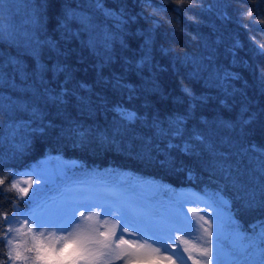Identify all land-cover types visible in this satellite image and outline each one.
<instances>
[{
	"label": "trees",
	"instance_id": "1",
	"mask_svg": "<svg viewBox=\"0 0 264 264\" xmlns=\"http://www.w3.org/2000/svg\"><path fill=\"white\" fill-rule=\"evenodd\" d=\"M16 3L26 14L24 22L17 15L13 20L16 24L10 23L9 17L4 23L2 14L7 9H0V179L5 180L0 186V211L8 214L11 226L18 227L24 219L21 210L37 212L41 207L64 203L74 177L89 180L109 178L106 172L126 174L138 184L168 187L164 190L168 194L192 190L228 203L244 238L233 231L229 210L224 207L229 218L221 227L220 248L232 257L231 262L258 264L259 247H250L249 242L258 233L255 222L264 216V210L243 205L252 198L258 205L264 191V154L260 150L264 146V86L257 71L264 67V54L258 47L264 44V23L259 22L264 20V3L254 8L256 15L248 17L249 0H183L182 4L178 0H150V4L143 0H104L109 9L124 14L127 27L90 9V0ZM251 3L255 5L257 0ZM65 11L91 17V26L85 28L76 19L69 20L65 29ZM105 34L112 40L109 47L114 55L113 63L101 71ZM147 34H151L153 49L151 63L144 66L140 51ZM91 40L98 44L95 54L86 47ZM46 41H55L65 52L67 67L75 77L73 91L77 82L88 87L75 92L59 110L51 105L44 108L51 119L41 122L30 120V113L15 110L30 100L31 93L22 91L27 85L12 62L18 61L32 72L37 60L32 49L39 42V58L51 66L56 55L45 46ZM225 73H234L238 79L229 80L223 88L212 83L216 74L222 77ZM46 78L54 79L51 73ZM181 85H188L198 97L210 98L195 113L183 140L157 137L151 120L138 124L133 135H116V104L136 109L142 116L151 110L166 121L172 111L187 106ZM79 96L88 99L87 106L78 103ZM245 113L254 117L247 128L239 123L242 116L247 119ZM52 121L56 123L49 128ZM222 121L231 122L230 126L220 127ZM25 124L30 126L23 127ZM69 127L91 130V135L81 142L75 133H69ZM194 131L203 132L204 144L191 139ZM184 142L194 145V152L185 154L170 146L183 147ZM45 161L63 170L54 184H39L27 197H22L18 188L9 190L20 174L32 167L42 168ZM123 183L136 191L129 181ZM7 227L8 223L0 219V236ZM240 244L247 247L241 251ZM7 251L6 241L0 242V264H11Z\"/></svg>",
	"mask_w": 264,
	"mask_h": 264
},
{
	"label": "snow or ice",
	"instance_id": "2",
	"mask_svg": "<svg viewBox=\"0 0 264 264\" xmlns=\"http://www.w3.org/2000/svg\"><path fill=\"white\" fill-rule=\"evenodd\" d=\"M178 2L182 4L183 0H178ZM143 3L150 4V0H143ZM260 3H264V0H257L255 5L249 0L246 15L248 17L256 15L254 8L258 7ZM88 7L115 19L123 27H127V23L123 19L124 14L109 9L105 5L104 0H90ZM76 19H79L81 25L85 28L91 26V17L87 15L78 16L75 11L71 13L65 11L62 17V25L66 29L67 22ZM259 22L264 23V20ZM244 27L248 28L249 26L245 24ZM111 42L109 35L105 34L102 52L100 53L102 57L100 60L101 71L105 65L113 63L114 52L109 47ZM45 46L56 55V62L51 66L41 62L39 58L41 48L39 42L32 49L33 55L37 57L36 67L32 72L26 71L25 67L18 61L12 62L16 65V71L20 74L21 81L27 85L22 88V91L31 93L30 100L23 102L24 106L22 108L17 107L15 110L30 113L28 117L30 120L39 119L41 122L45 119H51L50 116L45 114L44 108L51 105L59 110L66 104L68 99L75 95V92L88 87L86 83L77 82L74 92L71 85L75 81V77L67 67V57L65 52L61 50V45L55 41H46ZM124 46L123 43L120 45L121 48ZM86 47L95 54L98 44L95 40H91ZM258 47L260 53L264 54V44H260ZM152 49V37L151 34H147L143 38L140 51V59L144 66L151 63ZM61 57L65 58L61 59ZM80 59L83 60L84 57L81 56ZM257 71L261 85L264 86V67L258 68ZM48 73H51L53 80L46 78ZM61 79H63V83L59 82ZM100 79L103 80L102 75ZM232 79H238V76L234 73H225L222 77L216 74L212 83L214 85L219 84L223 88L224 84ZM29 80L32 83L29 84ZM119 83L118 79L117 84L119 85ZM181 90L183 93L182 99L187 102V106L172 111L166 121H161L160 115L152 113L151 110L148 116H142V113L136 109H132L123 103L116 104L113 125L116 135H133L138 124H147L151 120L150 127L154 130V134L157 137L171 136L183 140L185 133L189 131L188 124L195 113L201 107L206 106L210 98L198 97L188 85H181ZM77 100L82 107L87 106L89 102L85 96H79ZM176 102L180 103V100ZM41 103H43L44 107H41ZM227 108L228 104L225 102L224 109ZM225 114L227 115V112ZM245 115L247 116L246 113ZM253 121L254 117L252 116H247V119L242 116L239 123L247 128ZM55 123L56 121H52L48 127L51 128ZM165 123L167 127L164 126ZM204 123L207 124L206 121ZM230 123L229 121H222L219 126L226 128L230 126ZM29 126L27 124L23 125V127ZM69 133H75L81 142H84L91 135V130L82 131L80 127H69ZM104 139L108 140L107 134ZM191 139L198 141L199 144H204L206 141V137L201 131L192 132ZM170 146L173 149H179L185 154L194 152V145L187 142H184L183 147L179 144H170ZM250 146L253 149L256 147L255 145ZM260 150L264 154V146ZM41 178L43 179V177ZM25 183L28 184V187H20L18 184H13L9 190L18 188L22 197H27L32 181L29 179ZM4 184L5 180L0 179V186ZM0 191H2V188H0ZM224 207L229 210L233 231L243 239L244 235L240 232V224L236 220L235 214L231 212L230 205L225 203ZM243 207L250 210H255L256 208L264 210V191H262V198L258 205L255 199L252 198ZM97 208L102 209L106 216L115 217V223L111 227H109L107 220L101 224L99 213L93 211V209ZM189 211L195 213L196 209L193 208ZM21 215L24 219L19 223L18 227L13 228L8 214L0 211V219L8 223L6 231L0 236V242L6 241L8 245L6 256L11 264H116V262H121V264H165V262L176 264L173 256L177 255L175 252L177 241L178 239L184 240L183 235L177 238V233L187 234L189 229L195 230V225L192 224L191 218L186 215L182 206H179L174 212L161 215L119 201L102 204L89 202L50 209L47 215L43 216L38 215L35 211L25 210H21ZM200 219L203 220V217H200ZM215 219L217 237L215 264H226L220 252V218L217 216ZM15 220L16 217L13 214L12 221L14 222ZM30 220L36 227L29 225ZM204 223L207 227L203 224L200 227L203 228V232L207 237L205 242L208 247L199 249V252L206 259L204 261L195 260L194 264H213L212 222L209 220ZM255 224L258 233L254 239L250 240L249 246L253 248L259 247L261 259L258 264H264V216L260 217ZM49 227L57 228L67 234L57 235L55 232H50L46 235L45 231L39 230ZM12 233H15V236H11L10 234ZM25 237L28 239H25ZM141 240L145 242L141 243ZM148 240L160 244L165 253H171V255L161 254V249L152 247V245L147 243ZM257 241L259 245H257ZM184 243L188 242L184 241ZM184 252H188L189 258H191V251L188 248L181 249V257H183ZM231 264H252V262L236 260L231 262Z\"/></svg>",
	"mask_w": 264,
	"mask_h": 264
},
{
	"label": "rangeland",
	"instance_id": "3",
	"mask_svg": "<svg viewBox=\"0 0 264 264\" xmlns=\"http://www.w3.org/2000/svg\"><path fill=\"white\" fill-rule=\"evenodd\" d=\"M17 0H0V9H7L2 15L3 22L6 23L5 17H9V22L14 23L13 20L17 15H19L20 21H25L26 14L21 12L20 4L16 3ZM43 167L38 168H30L25 173L19 175L17 179V184L20 187H28V184L25 183L27 180L32 181V186L29 189L31 192L34 190V187L37 185H41L43 183L54 184L57 181V177H60L63 173V170L60 166L52 165L51 163L44 162ZM95 175L97 174L94 171ZM98 172L97 175H111L109 178H90L89 180L85 177L76 178L74 177V183L70 186V190L66 194H64V203L57 205H48L46 208H39L37 210L38 215H47L50 209H55L61 206H67L78 203H96L102 204L106 202L119 201L122 203H128L140 207L142 209H146L154 214H168L174 212L179 206L183 207L184 212L188 217L191 218L192 224L195 225V230H188V233H177V238L183 235L184 240L181 241L178 239L177 248L175 252L177 255L173 256V259L176 261V264H194L195 260L204 261L206 257L202 256L199 252V249L208 247L205 242L207 237L203 232V228L200 225H207L204 223L205 221L212 222V231H213V240L216 237V217L220 218V225L228 221L229 215L226 213L224 209L225 201L222 199L219 200L217 198H212L209 195H203L199 192L192 190H179L175 194L165 193V189L168 187L157 185V184H138L136 179L133 177H129L126 174L120 175L116 173H107ZM114 179L113 177H117ZM43 177V179L41 178ZM72 180V181H73ZM129 181L130 184L136 189H129L128 185L123 182ZM176 198V199H174ZM211 205V207H210ZM46 206V205H45ZM196 209V212L193 213L189 211L190 209ZM83 210V209H81ZM94 212L99 213V220L101 224L105 220L109 222V227H111L115 223V217L106 216L102 209H93ZM203 217V220L200 219ZM29 225L32 227H36L32 221H29ZM45 231L46 235L50 232H55L57 235H66L67 233L61 232L57 228H46L39 229ZM220 233L222 231L220 230ZM26 239V237H25ZM187 241L188 243H184ZM144 240H141V243H144ZM235 243V239L232 240ZM148 244L152 245L154 248H160L161 254L171 255V253H165V250L161 248L160 244L153 243V241L148 240ZM240 250L246 248L247 245L240 244ZM188 248L191 251V258H189V253L184 252L183 257H181L180 252L181 249ZM222 259L226 262V264H231L232 257L225 255L223 250L220 248ZM215 253H216V243L213 241V264H215ZM116 264H121V262H116ZM168 264V262H165Z\"/></svg>",
	"mask_w": 264,
	"mask_h": 264
}]
</instances>
